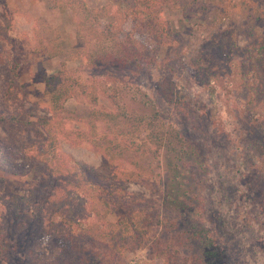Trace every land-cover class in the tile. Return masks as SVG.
Masks as SVG:
<instances>
[{
	"label": "trees",
	"instance_id": "16d2710c",
	"mask_svg": "<svg viewBox=\"0 0 264 264\" xmlns=\"http://www.w3.org/2000/svg\"><path fill=\"white\" fill-rule=\"evenodd\" d=\"M50 1L59 9L73 11L82 45L66 48L60 32L55 30L49 42L39 37L41 50L50 57L79 59L88 69L108 68L111 72L83 78L63 64L45 77L48 115L26 121L17 114L0 111V124L19 123L38 134L16 149L5 144L0 134V211L6 204H15L21 208L19 215L38 217L47 232L62 240L63 253L52 264L80 263L76 252L81 246H93L96 256L103 258L130 246L142 247L154 224L153 204L150 198L126 191L117 182L153 184L150 164L167 152L171 175L162 202L172 210L173 227L182 222L187 226L184 229L182 225L186 240L203 245L216 256L219 221L226 227L238 216L240 241L249 251H262L264 191H259L264 190V179L251 176L260 154L243 141L253 131L248 128L252 120L247 119L250 121L243 125L252 113L238 102L229 85L232 81L226 79L229 91L213 89L221 82L212 58L215 54L204 49L194 61L206 107H200L194 94L170 75L154 88L144 84L150 81V76L144 75L148 71L146 57L158 66L164 61L153 55L150 46L139 37L171 45V58L180 57L181 38L173 31L167 10H182L191 16V3L128 0L125 7L113 2L93 7L85 0ZM8 27L11 21L7 20ZM219 47L218 54L226 60H264V40L250 41L243 47L223 41ZM132 94L134 99L141 96L147 107L145 112H128L125 98ZM74 97L89 104L85 114L67 108L66 102ZM61 140L76 147L87 146L100 154L107 172L98 173L63 152ZM199 144L204 149L202 154ZM32 171L36 173L35 180H46L44 187H33L28 197L5 192L6 181L1 172L26 176ZM123 203L128 211L110 221V215ZM191 213L195 214L194 220L187 218ZM181 216L185 217L183 221ZM17 220L19 224L20 218ZM4 227L0 220V256L6 251ZM86 255V260L94 264L92 252ZM29 262L38 264L36 260Z\"/></svg>",
	"mask_w": 264,
	"mask_h": 264
},
{
	"label": "rangeland",
	"instance_id": "374dc122",
	"mask_svg": "<svg viewBox=\"0 0 264 264\" xmlns=\"http://www.w3.org/2000/svg\"><path fill=\"white\" fill-rule=\"evenodd\" d=\"M85 1L93 7L109 2L125 7L128 0ZM188 1L194 9L191 16L184 14L182 10H167L173 31L181 38L178 47L180 57L171 58V45H161L156 40L139 37L150 46L153 55L164 61L162 66H158L149 56L146 57L144 63L148 71H144V75L150 76V81L144 84L148 83V87L154 88L158 82L170 75L183 89L194 94L200 107H206L205 95L203 96L195 76L194 61L204 49L213 52L215 56L212 58L221 82L212 87L214 90L221 87V90L229 91L225 84L226 79L232 81L229 85L234 90L238 102L245 104L252 113L243 125L252 120L248 128L253 131L243 141L250 143L260 154V160L251 169V176L256 175L264 179V60H226L225 56L218 54L221 52L219 46L223 41L243 47L250 41L264 40V0ZM7 20L11 21L9 29H6ZM55 30L60 32L66 48L82 45L81 39L77 37L73 11L70 8L59 9L50 0H0V111L17 114L20 119L26 121H35L39 116L48 115L46 107L49 98L45 95V77L62 68L63 64L74 69L76 74L83 78L94 73L111 72L108 68L88 69L79 59L50 57L42 51L39 37L43 42H49ZM212 42H215V47ZM169 58L172 61L165 66ZM102 102L106 103L105 100ZM125 102L128 112L143 113L147 110L141 96L134 99L132 94L125 98ZM66 106L79 114H85L89 109V104L78 97L67 101ZM167 110L170 112L171 107ZM247 119L250 120L246 122ZM257 123H261L262 127L258 128ZM0 134L3 142L13 149L30 138L38 137L34 129L19 123L0 124ZM60 148L92 170L98 173L107 172V165L101 155L89 147H76L66 140H61ZM199 148L202 154L204 149L201 144ZM167 156V152H163L158 161L151 162L150 167L154 171L153 184L117 182V185L124 187L126 191L151 199L156 216L153 227L145 237L144 245L139 248L130 246L121 252L104 255V258L96 256L97 251L93 246H87L88 251L81 246L76 252L80 262L78 264H91L86 260V254L90 251L94 264H264V246L262 251L254 250L255 248L249 251L244 242L240 241L238 234L241 227L238 216L230 220L226 227L219 221V251L216 256L203 245L188 242L187 235L183 236L182 222L173 227L172 210L162 202L171 175L168 164L170 160ZM203 161L205 157L200 159L201 164ZM199 168L201 170L202 166ZM1 176L6 181L5 192L10 196L28 197L33 187L46 185L45 179L35 180L34 171L26 176L1 172ZM254 209L252 215L255 214ZM195 210L193 209V212ZM127 211L128 207L124 203L119 205L110 215V221H116ZM20 212L21 208L12 203L4 205L0 211L6 238V251L0 256V264H32L30 259L36 260L38 264H52L53 260L63 253L64 243L55 234L47 232V227L38 217H23L19 215ZM193 214L187 218L194 220ZM17 218H20L19 224ZM184 218L181 216L180 219L183 221ZM21 223L23 228L19 229ZM183 227L185 229L187 226Z\"/></svg>",
	"mask_w": 264,
	"mask_h": 264
}]
</instances>
